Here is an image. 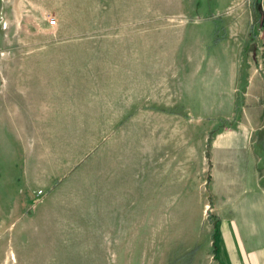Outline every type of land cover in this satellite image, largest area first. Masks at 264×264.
I'll return each mask as SVG.
<instances>
[{
    "label": "rangeland",
    "instance_id": "rangeland-1",
    "mask_svg": "<svg viewBox=\"0 0 264 264\" xmlns=\"http://www.w3.org/2000/svg\"><path fill=\"white\" fill-rule=\"evenodd\" d=\"M2 68L56 90L0 131L8 264H192L264 174V0H0Z\"/></svg>",
    "mask_w": 264,
    "mask_h": 264
},
{
    "label": "crops",
    "instance_id": "crops-1",
    "mask_svg": "<svg viewBox=\"0 0 264 264\" xmlns=\"http://www.w3.org/2000/svg\"><path fill=\"white\" fill-rule=\"evenodd\" d=\"M238 65L241 66V63ZM240 66H232L229 80L233 87L241 74ZM22 71L28 73L21 74ZM0 76L1 133L8 135L10 125L24 122L22 118L25 116L40 114L41 107H47L56 99L53 93L56 91L55 87L43 85L38 70L2 68ZM262 130L264 126L260 128V131L264 132ZM260 142L257 139L255 141L258 144ZM239 172L236 182L240 188L234 197L226 200V203L232 205L231 210L226 209L224 215L216 220L215 231L204 234L201 239L203 249L198 251V258L194 259L192 264H264V174H258L255 158L252 162L240 165ZM12 194L7 186L0 191L4 213ZM207 207L208 204L205 205V209ZM11 232L5 231L2 234L0 264L3 262L8 264L10 259L7 257L12 250L10 245L14 238L18 237L19 242L21 240L22 231L17 234ZM6 248L7 252H4ZM2 253H5L3 262ZM14 256L16 260V255ZM202 256L206 258L200 260L199 257Z\"/></svg>",
    "mask_w": 264,
    "mask_h": 264
},
{
    "label": "bare ground",
    "instance_id": "bare-ground-1",
    "mask_svg": "<svg viewBox=\"0 0 264 264\" xmlns=\"http://www.w3.org/2000/svg\"><path fill=\"white\" fill-rule=\"evenodd\" d=\"M11 256H13V253L11 252Z\"/></svg>",
    "mask_w": 264,
    "mask_h": 264
}]
</instances>
